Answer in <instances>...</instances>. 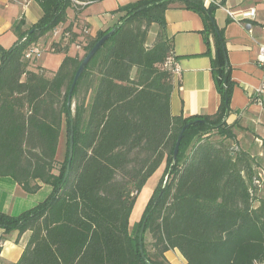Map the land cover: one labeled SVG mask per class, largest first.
Listing matches in <instances>:
<instances>
[{"label":"trees","instance_id":"16d2710c","mask_svg":"<svg viewBox=\"0 0 264 264\" xmlns=\"http://www.w3.org/2000/svg\"><path fill=\"white\" fill-rule=\"evenodd\" d=\"M34 1L43 12L40 20L27 30L23 20L16 22V43L0 49V177L13 178L27 194L37 193L40 183L52 191L19 216L0 211L6 233L31 231L16 264H170L165 254L175 249L187 264H264V194L258 195L256 158L226 142L237 139L235 124L227 123L236 84L224 30L215 21L218 6L139 0L119 7L112 12L120 15L117 23L86 39L82 57L66 55L56 71H47L32 70L25 51L66 24L68 10L79 15L104 0ZM176 2L204 20L206 55L221 96L214 115H172L174 75L164 64L174 50L166 12ZM153 26L158 32L149 46ZM113 29L71 93L84 56ZM70 43L62 39L52 52L68 54ZM72 131L74 153L64 180ZM213 132L225 140L212 141ZM164 163L133 232L138 197ZM144 224L143 234L153 239L151 254L143 243L146 258L138 235Z\"/></svg>","mask_w":264,"mask_h":264},{"label":"crops","instance_id":"0c3cea01","mask_svg":"<svg viewBox=\"0 0 264 264\" xmlns=\"http://www.w3.org/2000/svg\"><path fill=\"white\" fill-rule=\"evenodd\" d=\"M137 1L139 0H104L87 6L79 15L72 10L73 18L68 10V22L51 32L54 38L61 36L60 41L64 39L65 44L71 41L68 54L54 53H63L66 57L70 55V50L75 48L79 52L77 55L82 56L86 39L95 38L100 31H105L117 23L120 15H113L112 12ZM203 1L206 7L211 3L218 6L215 21L217 26L224 30L228 61L232 68L231 78L236 84L228 123L235 124L241 129H248L249 132L261 137L256 138L261 148L264 142V103L257 102L255 95L264 80V72L257 64L259 46L264 44V0H225L224 4H222L223 0ZM42 15L41 6L34 0H0V49H9L16 43L18 39L14 30L16 22L23 20L22 29L27 30L35 25ZM166 21L167 33L173 42V49L181 68V73L173 79L172 115L189 118L216 114L221 96L212 75V57L206 55L207 44L203 35L205 24L202 16L176 2L167 10ZM83 25H86L84 29H82ZM65 30L71 33L72 38L64 36ZM48 40L49 38L44 48L55 50L57 47L50 45ZM211 44L213 46L212 39ZM213 53L214 47H212V55ZM262 152L263 150L259 155ZM165 166L164 163L146 185L152 183V188L156 189L164 174ZM40 185L41 188L37 193L27 194L13 178L0 177V211L19 216L42 203L48 198L52 188L42 183ZM30 237L31 231L20 235L18 230L6 233L0 228V264H16L27 247ZM165 257L170 264H187L186 259L177 249L170 250Z\"/></svg>","mask_w":264,"mask_h":264},{"label":"rangeland","instance_id":"374dc122","mask_svg":"<svg viewBox=\"0 0 264 264\" xmlns=\"http://www.w3.org/2000/svg\"><path fill=\"white\" fill-rule=\"evenodd\" d=\"M70 11V16L73 18L74 13L72 10ZM86 27V25L82 26V29H84ZM157 27L153 26L151 28L150 31V35H149V40H148V45L151 46L156 38V32H157ZM47 38H49V42L50 45L54 44L55 42H59L61 39V36L58 38H54L53 36H51V33H49L48 36H46V38H43L41 40V42L39 41L38 43H40V45H42V47L44 48V44L47 40ZM79 42V41H78ZM13 47V46H12ZM85 47V46H84ZM83 47V49H84ZM10 49V48H9ZM44 50H46V48H44ZM79 52H77V50L75 48H72L69 52L70 55L76 56ZM85 54V51L82 53V56ZM80 56V57H82ZM65 58V54L63 53H54L50 50L44 51L43 53H41L40 55L36 56L33 58L32 60V69L34 70H38V68H43L47 71H56L63 59ZM74 109L75 106L73 105V114H74ZM227 123H228V119H227ZM229 125H231L230 123H228ZM234 133L237 135V139L236 140H228L226 141L227 143L231 144V146H235L236 144L238 145V147L240 148L241 151L244 152H248L249 154H251L253 157L256 158V164H257V168L264 170V142H263V147H259V143H257L256 138H261L258 135H256L255 133H251L249 132L248 129H241L239 128V126H235L233 129ZM249 132V133H247ZM61 143L60 146L58 148V152H57V158L60 161H63L65 158V154H66V149H67V128L65 129V132L62 131V135H61ZM211 140L214 142H221L223 140H225L223 137H221L220 135L216 134V132H213L210 136ZM236 147V146H235ZM263 150V152L259 155L260 151ZM258 172V170H257ZM152 183H149L148 185H145V187L143 188V190L141 191L138 200L136 202V206L133 210V213L131 215L130 218V226H131V230L134 232L135 228L137 230V228H139V225L141 224V221L143 219V214L154 194V190L155 187L152 188ZM264 194V182L262 183L261 188L259 189L258 195L262 196ZM140 232L139 231L138 235L140 236ZM143 237V243H145V246L147 248V250L149 251V253H153V249H152V243H153V239L152 236L149 232H146L145 234L142 235ZM144 245V244H143Z\"/></svg>","mask_w":264,"mask_h":264},{"label":"built area","instance_id":"2783aa9c","mask_svg":"<svg viewBox=\"0 0 264 264\" xmlns=\"http://www.w3.org/2000/svg\"><path fill=\"white\" fill-rule=\"evenodd\" d=\"M63 34L66 38L71 37V33L67 30H65L63 32ZM51 49H50V51H52ZM44 51H47V50H44V48L39 43L33 44L25 51L24 58H25V60L32 62L34 57L40 55ZM257 64L260 66V68L264 72V44H261L259 46V53L257 56ZM164 67L167 68L168 70H170L174 76L179 75L181 73V68L178 64L177 57H176L174 50L169 53V56L166 59ZM255 99L257 102H259L261 104L264 103V80L261 82V84H260V86L256 92ZM263 182H264V170L259 169L258 170V180L256 181V184H258L259 189L261 188Z\"/></svg>","mask_w":264,"mask_h":264},{"label":"water","instance_id":"95a60500","mask_svg":"<svg viewBox=\"0 0 264 264\" xmlns=\"http://www.w3.org/2000/svg\"><path fill=\"white\" fill-rule=\"evenodd\" d=\"M115 29H113L112 31H110L107 35H105L104 37H102L97 43L96 45L92 48V50L86 54L83 58V61L78 69V72L75 76V80L73 83V86L71 88V93L74 89V87L76 86L77 81L79 80V78L81 77L84 69L86 68V66L89 64V62L92 60V58L95 56V54L98 52V50L104 45V43L114 34ZM185 128L182 130L177 145H176V149H175V153H174V161H176L177 159V155L179 153V148H180V144L183 138V134H184ZM73 153H74V134L72 131L71 137H70V149H69V158H68V165H67V170H66V174H65V178L64 180H66V178L68 177V174L70 172V168H71V162H72V158H73ZM144 228H145V224L141 230L140 233V253L142 255L143 258L145 257V253H144V249H143V240H142V235L144 232Z\"/></svg>","mask_w":264,"mask_h":264}]
</instances>
